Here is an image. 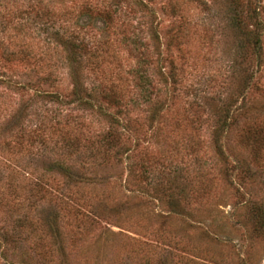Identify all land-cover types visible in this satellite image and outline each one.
<instances>
[{"label": "rangeland", "instance_id": "374dc122", "mask_svg": "<svg viewBox=\"0 0 264 264\" xmlns=\"http://www.w3.org/2000/svg\"><path fill=\"white\" fill-rule=\"evenodd\" d=\"M235 1L0 0V264H264V0Z\"/></svg>", "mask_w": 264, "mask_h": 264}, {"label": "trees", "instance_id": "16d2710c", "mask_svg": "<svg viewBox=\"0 0 264 264\" xmlns=\"http://www.w3.org/2000/svg\"><path fill=\"white\" fill-rule=\"evenodd\" d=\"M232 5H234V3H236L235 0H231ZM230 22H231V26L233 27L234 30L238 31L240 34H242L243 38L245 39V41L248 43L247 45L252 46V48L256 51L258 48V39L256 37V32L254 30H250V31H245L243 29V20L240 16V14H238L237 9L235 8V12L232 15V17L230 18ZM257 25H255L256 27ZM244 32H243V31ZM225 112V111H224ZM226 113H223L222 116L220 117V121L224 122L223 120V115ZM60 172L63 176L67 177L70 180H74L73 176L71 175V171L69 170V168H63V167H59ZM169 210L173 213H179L180 207L179 205H177L175 202L169 203L168 206Z\"/></svg>", "mask_w": 264, "mask_h": 264}]
</instances>
